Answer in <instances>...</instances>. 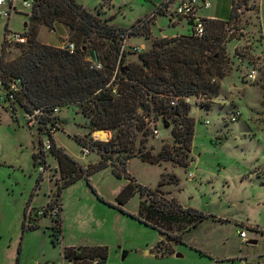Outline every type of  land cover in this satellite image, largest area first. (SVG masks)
<instances>
[{"label": "rangeland", "instance_id": "1", "mask_svg": "<svg viewBox=\"0 0 264 264\" xmlns=\"http://www.w3.org/2000/svg\"><path fill=\"white\" fill-rule=\"evenodd\" d=\"M75 1L102 19L112 18L108 23L131 30L122 45L123 66L138 61V52L130 49L134 46L144 51L154 39L191 34L187 20L174 13L176 0ZM210 2L209 8L199 10L201 17L229 19L232 0ZM16 6L9 19L0 16V51L6 24L18 33L29 24L30 10L22 6V0H16ZM237 14L224 30L227 71L220 80L219 96L185 98L195 120L189 150L182 149L188 166L172 161L150 164L134 156L126 168L139 184L150 188L163 176L169 179L175 174L178 183L162 187L171 193L166 196L213 217L185 231L182 243L171 242L173 254L161 255L156 245L165 235L136 218L142 201L139 193L119 208L116 196L128 182L124 175H115L108 165L91 173L88 180L81 177L59 189L63 176L54 171L52 159L53 168L44 173L35 166L32 154L40 147L37 128H28L21 112L17 120L12 118L8 101L0 100V264H69L64 250L86 247L108 250L105 262L92 264H264V0L241 2ZM146 20L149 35L141 28ZM38 39L61 47L70 38L66 26L57 22L52 29L40 26ZM8 51L10 57L17 53L12 47ZM86 55L98 61L90 47ZM252 69L254 79L249 76ZM235 111L240 115L233 120ZM57 115L62 126L54 135L57 143L80 164L97 162L103 149L96 145L84 157L76 137L107 142L112 132L103 129L107 138L100 140L77 106H64ZM146 120L149 133L144 150L156 154L167 142L176 151L181 143L172 136L175 122L170 119L166 127L163 118L152 114ZM154 129L159 131L157 137ZM141 137L138 133L136 147ZM57 194L62 221L54 240L53 216L38 212ZM238 230H245L247 237L241 238Z\"/></svg>", "mask_w": 264, "mask_h": 264}, {"label": "trees", "instance_id": "2", "mask_svg": "<svg viewBox=\"0 0 264 264\" xmlns=\"http://www.w3.org/2000/svg\"><path fill=\"white\" fill-rule=\"evenodd\" d=\"M244 1L232 0L228 20L203 18L204 33L201 37L195 36L192 21L186 19L191 26V34L154 39L151 48L136 54L137 62L126 66L122 65L126 54L120 35L131 30L108 23L112 18L102 19L98 13H92L75 0H33L29 24L25 27L27 42L24 44L8 43L5 36L9 29L7 24L5 26L0 73L5 83L19 80L20 88L14 93L13 103L27 113L36 109L41 111L35 126L39 136L48 131V124L58 121L61 126L54 108L59 110L64 106H77L87 118V127L92 130L108 129L112 132L107 142L98 139L91 142L76 137L81 147L88 146L90 152L96 145L104 151L97 162L86 164L73 159L50 134L51 148L47 154L56 163L54 171L58 169L62 173L59 189L81 177L88 180L91 173L111 165L115 175H124L128 179L116 196L119 208L139 193L142 201L136 218L156 228L160 235H165L166 238L156 245L161 255L173 254L171 242L182 243L185 231L195 229L213 215L183 206L174 197L166 196L170 191L165 192L162 187L169 183L177 184L175 174H171L169 179L163 176L156 187L150 188L139 184L127 172V162L137 156L150 164L172 161L178 166H188L187 154L182 149L189 150L195 120L189 115L190 105L185 98L192 95L207 99L219 96L220 80L227 71L222 46L225 26L238 18L237 10ZM57 22L66 26L69 41L75 45L73 52L39 41V27L52 29ZM141 28L149 35L148 20ZM8 47L17 53L10 57ZM89 47L98 59L96 62L101 63L100 69L90 67L86 55ZM172 101L175 103L171 104ZM10 114L18 119L14 113ZM151 114L163 118L165 126L170 119L175 122L177 128L172 131V136L181 143L176 151L171 150L167 142L156 154L144 150L149 133L146 117ZM138 133L142 137L139 147H136ZM40 152L38 148L32 154L35 166ZM54 208L56 213L51 236L58 240L62 221L59 194L47 205V209ZM26 228L24 225V230ZM107 258L105 247L64 250V259L69 264L74 259H78L76 264H92L105 262Z\"/></svg>", "mask_w": 264, "mask_h": 264}, {"label": "built area", "instance_id": "3", "mask_svg": "<svg viewBox=\"0 0 264 264\" xmlns=\"http://www.w3.org/2000/svg\"><path fill=\"white\" fill-rule=\"evenodd\" d=\"M22 6L26 9H29L30 12L33 7V0H22ZM211 6L210 0H176L174 4V13L178 16H182L185 19L192 21V28L193 33L195 36L201 37L204 33V23H203V17L200 16L199 10L201 8H209ZM16 0H0V16L6 17V19H9L10 14L13 10H16ZM30 14V13H29ZM129 30H125L120 35V39L123 42V47L125 40L128 37ZM5 39L10 44H17L21 43L24 44L27 42V34L25 31L23 33L18 32H7ZM65 49H67L69 52H73L75 49V45L73 42H70L69 40H66V42L61 46ZM122 47V48H123ZM135 52H141V48L139 47H132L130 48ZM90 61V67H94L96 69L101 68V63L93 61L89 59ZM256 75V71L254 69L251 70L249 76L254 79ZM20 88L19 80H10L7 83L4 82L1 73H0V90L3 92L1 93L0 100H7L8 105L7 108L10 112L14 113L16 117L18 116V113L21 112V115L23 117V120L28 128H33L36 125H38V116L41 114V111L39 109L34 110L32 113H27L24 110H22L18 105L13 103L14 101V93L18 91ZM175 101H172L171 104H174ZM58 112V108H54V113ZM240 115L239 111H235V113L232 115V119L234 120ZM18 118V117H17ZM60 123L58 121H55L53 124H48L47 129L48 131H44L43 134H40V156L37 159V167L41 173H44L47 169H51L52 166L50 164V158L48 157V151L51 148V141H50V134L54 136L60 129ZM46 132V133H45ZM154 134L157 137L159 135V131L157 129H154ZM97 139V138H95ZM90 153V149L88 146L82 147V154L83 156H87ZM190 176L192 173L189 174ZM50 216H53L56 213V208L50 210L44 208L43 210L39 211L38 214L45 215L47 213ZM238 234L241 238L245 239L247 237L245 230H238Z\"/></svg>", "mask_w": 264, "mask_h": 264}, {"label": "water", "instance_id": "4", "mask_svg": "<svg viewBox=\"0 0 264 264\" xmlns=\"http://www.w3.org/2000/svg\"><path fill=\"white\" fill-rule=\"evenodd\" d=\"M25 25H27V23H26ZM25 27H26V26H25ZM166 127H168V125H166ZM95 133L98 134L99 139L102 140V141H103L104 139L107 138V133H106V131L103 130V129H97V130H95ZM164 239H165V237H164ZM250 242L254 243V242H256V241H255V240H252V241H250ZM177 256H179V254H177ZM77 261H78V259H74L73 262H72V264H76ZM44 264H47V263H44Z\"/></svg>", "mask_w": 264, "mask_h": 264}, {"label": "crops", "instance_id": "5", "mask_svg": "<svg viewBox=\"0 0 264 264\" xmlns=\"http://www.w3.org/2000/svg\"><path fill=\"white\" fill-rule=\"evenodd\" d=\"M210 18H215V17H210ZM4 34H5V32H4ZM3 39H4V38H3ZM58 118H60V117H58ZM54 140H55V143H56L58 146H60V145L57 143L56 138H54ZM60 147H61V146H60ZM129 160H130V159H129ZM129 160H128V161H129ZM127 164H128V162H127ZM126 168H127V167H126ZM170 194H171V193H170ZM170 197H174V196H171V195H170ZM174 198H175V197H174ZM175 199H176V198H175ZM176 200H177V199H176ZM49 201H50V198H48L45 207L48 205ZM177 201H178V200H177ZM178 202H179V201H178ZM179 203H180V202H179ZM180 204H181V203H180ZM183 206H184V205H183ZM45 207H44V208H45ZM188 207H191V206H188ZM200 223H201V222H200ZM200 223H199V225H200ZM199 225H198V226H199ZM198 226H197V227H198ZM197 227H196V228H197ZM66 262H68V261H66ZM46 263H47V262H46ZM68 263H69V262H68ZM70 264H71V262H70Z\"/></svg>", "mask_w": 264, "mask_h": 264}, {"label": "bare ground", "instance_id": "6", "mask_svg": "<svg viewBox=\"0 0 264 264\" xmlns=\"http://www.w3.org/2000/svg\"><path fill=\"white\" fill-rule=\"evenodd\" d=\"M109 138V137H108Z\"/></svg>", "mask_w": 264, "mask_h": 264}]
</instances>
